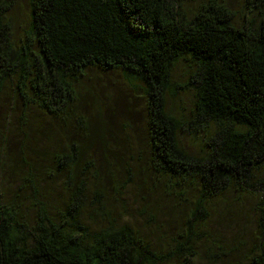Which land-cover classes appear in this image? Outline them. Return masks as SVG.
Returning <instances> with one entry per match:
<instances>
[{"label": "trees", "instance_id": "trees-1", "mask_svg": "<svg viewBox=\"0 0 264 264\" xmlns=\"http://www.w3.org/2000/svg\"><path fill=\"white\" fill-rule=\"evenodd\" d=\"M9 5L0 0V98L9 90L12 109L19 110L23 149L35 133L31 109L55 120L78 116L81 129L91 134L53 156L55 170L68 173L60 206L42 198L31 173L22 178V183L32 180L24 198L31 218L21 193L0 197V264H162L168 258L191 264L210 201L232 187L262 183L264 0H245L251 17L241 24L217 0L202 2L188 17L177 9L178 0H30V24L20 40L11 31ZM185 59L193 101L188 117L179 118L166 98L185 89L171 80L174 65ZM89 68L121 70L140 85L147 164L158 176H168L179 195L192 191L188 231L167 253L120 221L114 197L99 185L96 173L105 168L94 160L109 151L108 127L78 113L76 94ZM186 137L200 139L197 150L186 148ZM106 167L110 173L112 165ZM39 173L45 178L47 172ZM90 177L96 180L93 189ZM261 221L264 238V216ZM262 253L264 247L252 264H261Z\"/></svg>", "mask_w": 264, "mask_h": 264}, {"label": "rangeland", "instance_id": "rangeland-1", "mask_svg": "<svg viewBox=\"0 0 264 264\" xmlns=\"http://www.w3.org/2000/svg\"><path fill=\"white\" fill-rule=\"evenodd\" d=\"M207 0H178L177 9L190 16L196 7ZM233 13L237 24L246 22L249 16L245 0H217ZM10 2L8 18L13 26L15 40L28 30L30 24V0H4ZM188 59L179 60L171 72L174 84L183 85L176 95L166 98L168 110L179 118H187L192 107L193 91L186 89L191 74ZM135 86H134V85ZM78 113L86 121H102L108 127L106 137L109 151L94 160L95 166H104L97 171L108 190L109 197L121 220L149 239L157 251L167 253L175 246V239L182 240L190 223L192 191L179 195L168 176H158L148 162L146 146V101L140 85L132 84L121 70L89 68L76 86ZM11 95L5 90L0 98V197L21 193L25 213L31 218V204L25 198L32 191V180L39 183L40 195L52 207L60 206L66 198L65 179L67 171L57 172L54 154L65 150L71 141H85L91 133L82 130L80 119H53L37 109H31L29 125L34 124L35 133L28 146L23 149L22 128L18 127L19 110L12 109ZM16 106V105H15ZM14 106V107H15ZM26 128V127H25ZM28 129V128H27ZM33 132V131H32ZM187 139V142L186 140ZM189 150H197L199 138H184ZM100 144V143H99ZM101 146V144H100ZM7 150V151H6ZM133 160V166L130 165ZM112 165L108 173L106 165ZM46 171L43 178L42 173ZM26 173L31 181L22 183ZM131 174V184L122 188V183ZM262 183L252 187H232L210 201L206 208L203 231H198V247L191 264H252L264 247L261 233V218L264 216V165L259 174ZM90 189L96 180L90 177ZM25 187L24 191L19 186ZM31 190V191H30ZM120 192L121 197L114 193ZM190 195V196H189ZM116 197V198H115ZM120 202L127 206L122 211ZM175 240V241H174ZM261 264H264V253ZM162 264H177L168 258Z\"/></svg>", "mask_w": 264, "mask_h": 264}]
</instances>
